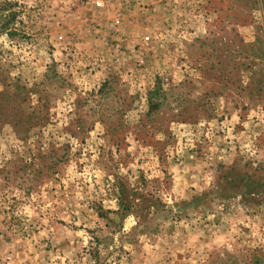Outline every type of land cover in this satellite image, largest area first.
<instances>
[{
	"label": "rangeland",
	"instance_id": "obj_1",
	"mask_svg": "<svg viewBox=\"0 0 264 264\" xmlns=\"http://www.w3.org/2000/svg\"><path fill=\"white\" fill-rule=\"evenodd\" d=\"M4 5L0 264H264V0Z\"/></svg>",
	"mask_w": 264,
	"mask_h": 264
},
{
	"label": "trees",
	"instance_id": "obj_2",
	"mask_svg": "<svg viewBox=\"0 0 264 264\" xmlns=\"http://www.w3.org/2000/svg\"><path fill=\"white\" fill-rule=\"evenodd\" d=\"M6 5L0 7V33L7 31L8 34L14 35L17 33L16 28H8V24H16L17 21L15 22L17 17L16 11L9 12V14H4L3 11L5 10ZM14 21V22H13Z\"/></svg>",
	"mask_w": 264,
	"mask_h": 264
}]
</instances>
